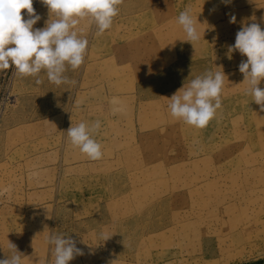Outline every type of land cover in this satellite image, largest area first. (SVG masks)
Wrapping results in <instances>:
<instances>
[{
  "label": "rangeland",
  "instance_id": "rangeland-1",
  "mask_svg": "<svg viewBox=\"0 0 264 264\" xmlns=\"http://www.w3.org/2000/svg\"><path fill=\"white\" fill-rule=\"evenodd\" d=\"M188 7L194 45L177 23ZM33 8V27H45L47 7ZM119 8L101 36L77 25L88 47L65 73L75 86L0 71V259L10 241L24 264H54L47 239L63 234L84 253L69 264H264V112L246 95L247 57L228 53L242 25L264 30V0ZM207 71L225 75L222 108L197 129L170 115L168 98ZM96 120L103 156L92 161L66 131Z\"/></svg>",
  "mask_w": 264,
  "mask_h": 264
},
{
  "label": "clouds",
  "instance_id": "clouds-1",
  "mask_svg": "<svg viewBox=\"0 0 264 264\" xmlns=\"http://www.w3.org/2000/svg\"><path fill=\"white\" fill-rule=\"evenodd\" d=\"M124 0H40L47 7L50 18L45 27L34 28L41 16L33 8V0H0V71L14 66L20 77H33L37 85L44 81L43 71L49 82L56 86H75L77 81L65 73L70 67L73 71L85 61L88 40L78 34L77 25L87 19L97 28L96 35L101 36L112 27L114 18L119 15V6ZM230 3L231 0H223ZM26 10L27 19L21 12ZM55 16V19L52 17ZM264 20V17H262ZM236 23V17L230 18ZM186 33V42L194 45L200 39L196 28L197 18L188 7L177 19ZM239 51L247 60L239 64V72L247 83L246 95L252 97L264 112V30L259 23L242 25L236 33L234 45L228 46L231 53ZM225 75L223 71H207L195 77L168 98L170 115L197 129L205 128L222 108V90ZM101 129V122H80L67 129V136L73 147L86 155L89 160L97 161L103 156L102 145L94 138ZM107 240L106 234H101ZM47 243L53 246L54 264H69L76 256L84 255L77 247V241L63 234H50ZM10 256L0 259V264H24V254L17 246L8 241Z\"/></svg>",
  "mask_w": 264,
  "mask_h": 264
}]
</instances>
